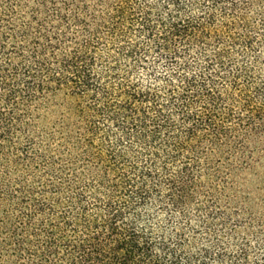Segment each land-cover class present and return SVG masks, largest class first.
<instances>
[{"label": "trees", "instance_id": "16d2710c", "mask_svg": "<svg viewBox=\"0 0 264 264\" xmlns=\"http://www.w3.org/2000/svg\"><path fill=\"white\" fill-rule=\"evenodd\" d=\"M0 264H264V0H0Z\"/></svg>", "mask_w": 264, "mask_h": 264}]
</instances>
